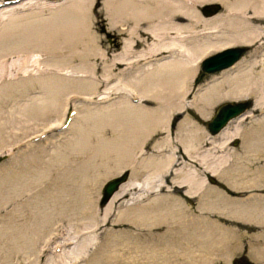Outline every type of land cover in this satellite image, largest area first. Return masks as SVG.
I'll return each instance as SVG.
<instances>
[{
  "label": "bare ground",
  "instance_id": "1",
  "mask_svg": "<svg viewBox=\"0 0 264 264\" xmlns=\"http://www.w3.org/2000/svg\"><path fill=\"white\" fill-rule=\"evenodd\" d=\"M45 1L59 2V3L63 2V3L59 5L58 4L53 5V7L51 5L48 6V7H52L49 8L50 9L49 17L38 18L34 14L35 5H29V2L27 0H0V64L2 63L6 64L5 61L7 60L5 59L10 54L14 55V53L17 52L22 53L23 51L21 50L26 51V48H28V46L29 48H32V46L36 47V45L37 47L40 45V47L42 46V48L43 45H45L44 48L48 49L49 47H51L50 46L51 44L54 45L57 44L56 48L52 45L53 51L59 48L58 46L62 48L61 51L63 52L58 56L59 58L56 59L57 63L55 64V66H57L59 69H61L60 68L61 63L74 57L77 58V60L81 59L85 61V63L90 62V60H95V59L97 60V58L102 57L105 54V51L102 50L104 48L102 49L100 48L99 43L101 42V39L98 33L93 29L92 24H94V22L93 19L91 18L92 14L89 13L93 3L96 4L100 3L104 9L105 18L108 21L109 29L112 28L114 31L115 30L117 31L116 34L120 39V43H121L118 52L115 55H113V61L114 60L116 61V67L124 64H128L131 67L129 74L125 75L126 77H123L119 74L115 76L117 82L116 85L113 86V88H115L114 90L118 94H120L119 99H116L117 100L116 102L112 101L110 104H108L109 103L108 102L107 103L108 105L96 106L95 109L86 108V111L79 113L78 124L72 125L71 127L72 129L74 128L77 130L78 132L77 135H79L78 140L84 141L85 139L89 140L87 138L88 135H90V130L87 128L88 127L92 128V126L96 124L95 125L96 128H93V130L95 131L93 133L94 137L95 134H97V137H95L97 140V144L94 145L95 147L94 150L97 151L99 150V151L96 152L98 154L93 153V155H100L99 153L101 152L103 153L104 151L105 154L108 156L113 153L117 154L119 160L118 161L115 160V165L113 166H116L117 169L116 171H118V173H120V171L123 168L125 167L127 168L126 164L125 167L122 166V164L125 162L124 156L129 155L132 157L130 158L132 159L133 164L131 163V166L129 165L130 163L128 164L131 170V177L127 182L121 184L119 190L112 196L110 202L106 205L104 215L107 216L109 212L112 214L114 202L120 199V197L123 196L128 190H133V191L135 190L136 192L137 188H140V185H142L143 181L145 183L147 182L146 189L148 190L149 188L153 187L154 189V187H156L158 188L157 190L161 191L164 190L163 189L164 187H167V180L166 178H164L165 172H168L167 170L169 166L178 162L177 160H175V158L177 159V157H175V154L177 153L176 150L178 147L176 148L170 142L171 141L170 138L172 137L173 132L172 129L170 130L168 128V126L172 116L175 113L177 114L179 112L186 111L187 117L182 121H180L176 126L175 139L179 145L180 150H182L183 155L184 156L186 155V158H188L189 161L185 162L187 164L185 166L183 165L184 167L182 166L181 169H178L175 172V176H173L172 181L170 182L175 184L176 186H182V185L185 186L186 191L184 192V194L190 197L194 196L193 194H195V192L198 193L199 190L201 189L203 193L201 192L202 194L198 205V209L200 211H212L218 213L222 217L232 218V219L237 218L238 220L241 219V220L251 221L252 223L254 222L257 224H262L264 226L263 224L264 207L262 208V206H264V201H263L264 199L263 200L262 198L259 199L258 196L256 195L254 197H252L251 195L250 198H243V197L239 198L232 196L230 197L229 190H226V189H230L231 191H234L236 189L240 191V189L243 190L242 188H249L255 186H258V189H261L259 188V186L262 185V183L264 182V181L262 182L261 180V172L263 173L264 169L263 168H256L254 170L250 169L248 167V162L250 160L249 159L250 157L246 159L247 156L245 157V153H248L250 148L253 150H259L261 152H264V115L260 118H256V120H252L251 121L252 125L249 124L251 126L248 128L247 131H244L245 129L242 128L241 125L239 124L241 120L244 119V117L248 116V112H249L248 111L242 116L231 120L228 123L227 127L224 128L219 134H217L216 136H211L209 132L205 130L203 126L200 125L201 123H199V121H196L188 113V108L189 107L193 108L194 111L197 113V116L200 118V120L207 121L208 118L210 117V113L212 109H214L217 103L225 100H231L232 102L239 101V99L242 98L246 99V97H252L253 107L256 109H261V111H263L264 110V52L261 55L262 56L261 58L255 59L253 62H251V64H248L247 66H245L246 60L241 59L230 68L221 71L220 73H222L223 76H221L218 80L214 81L213 83L203 86V88L200 89L196 95H194V98L192 96V99L190 101L188 102L186 101L193 87V81L198 73L199 64L204 57L219 50H222L224 48L234 47V46H253L255 47V52L258 51L259 49L264 51L263 43L261 45L259 44L262 38L264 37V35L262 34L263 33L262 25H264V0H100V2H95L96 0H45ZM214 2L218 3L220 6L218 11H216L211 15H206L205 13L204 15L202 11L204 10L205 4L214 3ZM9 3L10 4L14 3V5L8 7L4 6L5 4H9ZM45 43H47V45L49 43L48 47H46ZM52 54H53L52 56L54 57L55 53ZM17 56L19 55L17 54ZM94 63L95 62L91 64L90 62V65L87 63L88 66L87 65H84L83 67L81 66L79 72L81 73L85 72L84 74H86V69H88L89 67L90 72H88V74L91 73L90 75L95 76L96 66L93 65ZM5 64L4 66H7ZM258 67L260 69H258ZM5 70L3 71L5 75L0 74L1 75L0 80L7 78L6 77L7 72ZM106 70L108 71V69ZM107 71L104 72V74H106ZM107 77H111V74L109 72L106 74L105 78ZM40 81H42L43 88L46 87V89L44 90L47 91H45L44 93V99L41 100L40 104L38 103L39 106L33 104V102H31L29 106H27L26 109L28 110L27 117L30 120L33 117L36 118L37 114L35 113L36 111L34 110H37L36 108H40V106L43 107L44 109L46 108L47 110L52 109L53 112L56 111L57 105L60 104L57 101L58 97L56 98V95H54L57 89L58 91L61 90L62 93L64 90H66L69 91L68 93L76 92L79 94L82 93L93 97L96 96V94L93 93L97 92L96 85H98L96 80L88 81V82L82 81L80 83H77L75 86H71V85L68 86L65 83L64 85L61 81H57L51 78H47V79L45 78L44 80L41 79ZM6 86L7 85H5L2 88V90H5ZM54 89H56L55 93L54 92L52 93L51 90L53 91ZM109 90L106 88L104 92L106 94L99 95V98L102 99L106 97L107 94L110 92ZM68 93H66V95ZM57 96L60 95L57 94ZM105 123L108 125L110 124L111 128L114 125L112 129L114 133V138L111 140H109L106 134H104L105 131L104 132L102 131L101 124L103 126V124ZM243 126L245 127V125ZM104 128H106V126ZM243 134L251 135L250 138H252V142L251 143L248 142L250 144L247 143L248 145H246L245 142H247V139H245L244 137L243 140H245V142L243 143L245 145H243V147L245 149L244 150L245 153L242 154L243 156L241 154H238L239 152L237 150H236L237 152L236 151L231 152L229 148L222 151L218 150L219 154L216 153L217 155H214L215 154L214 152L217 151V149H221L224 146H226L227 142L231 141L235 135L236 136L242 135L243 137ZM155 135L156 136L162 135V136L161 139L159 140L157 139L153 143L152 150L155 149L160 153L163 152V154L160 156H164V157L159 156L157 158L155 156L158 155H155V156H151L155 158L146 157L144 159L142 157V159L140 158L138 159V156H136L138 154L137 152L146 150L148 140H150L151 136H155ZM90 137L92 136L90 135ZM205 137H207L210 143H212L211 146H209L208 148L203 146V145H207L208 143L204 141V139H206ZM167 145H170L169 149L167 148L168 147ZM83 148H84V144L82 145V142L81 144H76V149L82 151ZM252 154L257 156L254 151ZM184 156H182V158ZM100 157L101 156H99V158ZM234 157L236 160H234ZM231 159L233 162L228 163V160ZM192 162H197V164L199 163L200 165H202V167H204L203 170L208 171V173L211 176H217L224 183V185H222V188L224 189L221 191L220 189H218L219 187L216 188L215 186L205 185L206 182L204 178L199 183L200 180L199 178L197 179L198 176L197 173L199 170H196L197 168L196 166L193 165ZM108 165L110 166V164H107L106 169H108L109 171L110 167H108ZM184 169L185 172H187L186 175L182 174L184 172ZM143 171L147 174L144 180L142 181L141 174ZM112 175L113 174H111L110 176ZM0 177L2 178V176ZM1 180H3V178ZM3 182L4 181H2L1 184H4ZM15 183H18V181ZM17 187L18 186L14 188V186H12L13 189L18 190ZM2 188L0 187V189ZM142 189L144 190L145 187L141 186V190ZM10 190H12L11 187ZM141 190L139 193L133 192V194L141 195L143 193L141 192ZM1 192L2 191L0 190V201H2L1 196L5 195L4 192L2 193ZM3 193L4 195H2ZM165 196H163L164 198L162 196H158L156 198L151 199L152 201H150L147 197L146 200L147 204L143 205L145 200H143L142 205L133 206L130 204L129 207L123 209L121 212H119V214H116L114 216H116L117 221L127 218L128 221L131 220V223L143 225L145 227L148 226L147 228H149L150 227L149 225H151L156 220L158 219L163 220L166 218V216L168 217L169 214L167 213L174 215V211L182 210L181 204H183L185 199L184 200H182V198L178 199V197L170 199V196H166V198H168L169 200H165ZM6 197H8V195L7 196L5 195V198ZM262 197L264 198V196ZM160 200H162V203ZM4 201L5 199L3 200V202ZM156 202H160L162 205L157 206ZM153 205H156V208L153 207ZM185 205L184 207H186ZM187 207L189 209V206ZM183 210L180 213L181 215L184 213ZM78 211L81 219L84 220L82 222L85 226L88 223L85 221H88L89 214L91 213V207L88 206V202L86 200H83L81 202ZM194 216L195 214L193 215V217ZM104 219L106 220L107 218ZM180 219L182 220L184 218L182 217ZM199 220L200 217L198 218V221ZM217 222L218 223L216 222L211 223L213 229H211V226H208L205 230L206 232H203L202 230V233H210L209 235L210 237H213L214 241H215L214 236H216V234L225 235L226 233L231 231L230 229L232 228L231 227L229 229L228 227L224 226L223 223H220L219 221ZM171 223L172 222H170V225ZM190 223L192 224V226L194 225V223L188 222V224ZM207 223H205V225ZM189 226L190 225H187V227ZM18 227L19 226H17V228ZM168 227H169V223H168ZM199 227L197 225V227L195 228L199 229ZM189 228H191V226ZM77 229L79 228L77 227ZM21 230L22 229H20L19 231ZM83 230L87 231L88 229L85 228ZM183 230H185L184 227ZM191 230L193 229L191 228ZM166 232L169 231L165 230V233ZM184 232L186 233V231ZM241 232L242 231H240V233ZM202 233L200 234V236L202 235ZM16 234L15 235L13 234L15 237L14 244L16 247H19L22 250L23 249L22 245L25 246L31 243V245L29 244L31 247H29V245L28 247L29 249H32L31 250L32 252L35 251L36 243L34 242V240H30L33 239L32 237H30L29 235L27 237H23V235L21 234H19V236L17 237ZM181 237H183L184 239V235L183 236L181 235L179 239H182ZM17 238H19V243L17 242ZM254 238H256V236ZM7 239H9V237ZM187 239L189 240V238ZM223 239L224 238L222 237L221 241H223ZM211 240L209 243H212L213 240L212 241ZM10 242H11V236H10ZM113 242H118V240L113 239ZM11 245H13L12 242ZM83 245L80 243V245H78L75 249L64 251V253L61 256H59L58 261L56 262L52 261V264H62V259H63L62 256L66 254H70L72 256L77 255L75 258L79 257L80 255H78V250L83 248ZM128 246L134 248V244H128ZM149 246L138 245L139 248L145 249L143 252L141 251L142 253L141 255L143 256L141 260L144 259L146 263H148V261H152L153 258L156 257L151 255L152 251H148ZM219 248L220 247H218L216 250H219ZM206 253L208 254V252ZM215 253L217 252L215 251ZM190 254H192V252ZM193 254H196V252ZM261 254L263 255V252H261L260 255ZM115 256H117V254L114 250L110 251L107 255L101 253L97 257L92 258L90 261H86V263L84 262V264H103V263L108 264L107 262H111L112 260H114ZM197 258L200 257L197 256ZM130 259L125 258V260H123L124 261L123 264H136L135 263L136 260L139 261L138 256L135 258L136 260L134 261L133 260L129 261ZM206 260L208 261V259ZM223 260L226 261V259ZM210 261L212 262L211 258ZM2 262H3L2 259H0V264H2Z\"/></svg>",
  "mask_w": 264,
  "mask_h": 264
},
{
  "label": "rangeland",
  "instance_id": "2",
  "mask_svg": "<svg viewBox=\"0 0 264 264\" xmlns=\"http://www.w3.org/2000/svg\"><path fill=\"white\" fill-rule=\"evenodd\" d=\"M27 1L29 2V5H35L34 14L38 18L40 17L48 18L50 15L49 8H52L53 5H57V4L59 5L63 3V2H60V3L59 2H46L45 0H27ZM95 2H100V0H96ZM11 5H14V3L5 4L4 6L8 7ZM50 5L52 7H48ZM209 5H219V4L215 2L208 3V4H205L204 9L207 8V6ZM41 10H44V11H41ZM216 11H218V9ZM202 12L203 14L204 13L206 14L204 10ZM89 13L92 14V16L90 14L89 15L91 16L94 22V24H92L93 29L98 33L101 39V42L99 43L100 48L101 49L104 48L102 50L105 51L104 55L106 56V58L103 55L102 57L97 58V60L96 59L90 60L91 64L95 62L93 64L96 66L95 76L90 75L91 73L88 74V72H90L89 67L88 69H86V74H84L85 72L84 73L79 72V69L81 66L82 67L84 65L88 66V64L90 65V62H87L88 63L87 64L85 63V61L81 59L77 60V58L75 57L68 59L67 61L63 63L60 62L62 66V67L60 66L61 69L55 66V64L57 63L56 59H58L59 58L58 56L63 52L61 51L62 48H60V46H58L60 49L57 48L56 50L54 49L55 51H53L52 49L53 46L56 48L57 44L56 45L51 44L50 45L51 47H49L48 49L44 48L45 45H43V48L42 46L40 47V45L38 47L37 45L36 47L32 46V48H29L28 46V48H26V51L21 50L23 51L22 53L17 52V53H14V55L10 54L8 57H6L5 59L7 60L5 61L6 64L5 63L0 64V70H1L0 74L5 75L3 71L7 68L5 70L7 72V75H6L7 78L0 80V176H2L3 178V180H1L2 178L0 177L1 178L0 184L2 181H4L3 182L4 184L0 185L1 188L2 187L4 188L0 190L4 192L6 196L8 195V197L5 198V195L3 193L2 195L4 196H1L2 201H0L1 202L0 203V233H1L0 234V237H1L0 238V259H2L3 261L2 264H34V262L35 264L36 263L37 264H50V263L52 264V261L53 262L58 261L59 256H61L64 253V251L75 249L78 245H80V243L82 245L84 244L83 248L78 250V255H80L81 257L79 256L75 258L77 255L72 256L70 254L63 255L62 264H84V262L86 263V261H90L92 258L97 257L101 253L107 255L110 251H113V250L116 252L117 256H115V259L112 260L111 262H107L108 264H123L124 263L123 260H125V258L126 259L131 258L129 261L131 260L134 261L136 260L135 258L137 256L139 258V261L136 260L135 262L136 264H186V263L187 264L188 263L189 264H199L201 261H202L201 262L202 264L204 263L206 264H264V256H263L264 255V248H263L264 247L263 246L264 226L262 224H257L254 222L252 223L251 221H246V220H241V219L238 220L237 218L232 219V218L222 217L218 213H215L212 211H200L198 209V205L200 202L201 194L203 193L201 189L199 190L198 193L195 192V194L197 195L193 194L194 196L190 197L184 194V192L186 191L185 186L183 185H182L183 187L176 186L175 184L170 182L172 181L173 176H175V172L178 169H181L183 165L185 166L187 164L185 162L189 161V159L186 158V155L185 156L183 155L182 150H180L179 145L175 139L176 138L175 136L176 126L180 121H182L183 119L187 117L186 111L179 112L177 114L175 113L169 122L168 128L170 130L172 129V132H173L172 137L170 138L171 140L170 142L176 148L178 147L176 150L177 153L175 154V157H177V159L175 158V160H177L178 162L169 166L167 170L168 172H165L164 178H166L167 180V187H164L163 188L164 190H161V191L157 190L158 188L156 187H154V189L153 187L149 188V190L146 189L147 182L145 183L143 180L146 177L147 173L143 171L141 174L142 178L140 177L143 183L142 185H140V188H137L136 192L135 190L134 191L128 190L123 196L120 197V199L114 202L112 214L109 212L107 216L104 215L106 205L110 202L112 197L105 204H103L102 203V198H103L102 188L107 181H109L112 178L118 177L123 172H128V178L126 182L129 180V178L131 177L130 166H131V163L133 164V161L131 159L132 157L129 155L124 156L125 162L122 164V166L125 167V164H126L127 168L126 167L123 168L122 169L123 171L121 170L120 173H118V171H116L117 170L116 166H113L115 165V160L117 161L119 160V157H117V154L113 153V154H110L111 156L110 155L108 156L105 154V151H104L103 152L104 154L101 152L99 153L100 155H93V153H96L99 151V150L98 151L94 150L95 148L94 145L97 144V140L95 138L97 137V134H95V137H94L93 133L95 131L93 130V128H96L95 126L96 124L93 125L92 128H89V127L87 128L90 130V135L92 137L88 135V138L87 137L86 138L89 140L85 139L86 141L78 140L79 135H77L78 133L77 130L74 128L73 130L71 127L72 125L78 124L79 113L86 111V108L95 109L96 106L108 105L112 101L116 102L117 101L116 99H119L120 94H118L114 90L115 88H113V86L116 85V82H117L115 76L119 74L123 77H126L125 75L129 74L131 67L128 64H124L120 66L117 65L118 67H116V61L115 60L113 61V55H115L118 52L121 46V43H120V39L118 38L116 34L117 31L116 30L114 31L112 28L109 29L108 21L105 18V13H104V9L102 5L100 3H97V4L93 3ZM262 26H263L262 34L264 35V25ZM262 43H263V50H264V37L262 38L259 44L261 45ZM45 44H46V47H48L49 43L48 45L47 43ZM258 51L255 52V47L253 46H247V50L241 58V59L246 60L245 66H247L248 64H251V62H253L255 59H259L262 57L261 55L263 54L264 51L260 49ZM51 52L55 53L54 57L52 56L53 54ZM17 54L19 56H17ZM4 64L7 66H4ZM106 69H108V71ZM258 69L260 68L258 67ZM106 71L107 73L109 72L111 74V77L105 78L107 73L104 74V72ZM219 73L220 72L213 73V74H204L200 71V68L198 67V73L193 81V87L186 101L187 102L190 101L192 99V96L194 98V95H196L198 91L203 88V86L213 83L214 81L218 80L221 76H223L222 73L220 74ZM45 78L46 79L51 78L57 81H61L63 84L65 83L68 86L70 85L75 86L77 83H80L82 81L88 82V81L96 80L98 84L96 85L97 92L93 93V94H96V96L92 97L86 94H82V93L79 94L76 92H75L76 94L73 92L68 93L69 91H66V90H64L63 93L61 90L58 91V89L57 90L54 89L53 91L51 90L52 93L53 92L55 93V90H56V93L54 95H56V98L58 97L57 101L58 103H60L59 105H57L56 111L53 112L52 109L47 110L46 108L44 109L43 107L40 106V108H36L37 110L33 109L34 111H36L35 113L37 114V116L35 114L36 118L33 117L30 120L27 117L28 115V110H26L27 106H29L31 102L39 106L38 103L40 104L41 100L44 99V93L47 90H44L46 89V87L43 88L42 81L40 80L41 79L44 80ZM5 85H7L6 86L7 89L5 88L6 91L2 90V88ZM106 88L108 90L110 89L109 90L110 92L109 93L107 92L108 94L106 97L100 99L99 95L106 94L104 93ZM18 89H20L21 91ZM66 93L68 94L66 95ZM57 94H59L60 96H57ZM86 96L87 97L89 96V97L87 98ZM246 98H249L250 100L253 101L252 97H246ZM241 100H245V98L239 99V101ZM223 102H232V101L225 100V101H221L217 103L214 109H212L208 120L211 118V115H213L216 107ZM247 112H248V116L244 117V119H242L239 124L241 125L242 128L245 129L244 131H247L248 128L252 125L251 124L252 120H256V118H260L264 115V110L261 111V109H256L253 107V105H251V107L247 110ZM188 113L196 121H199V123H201L200 125L203 126L205 130H207L206 125H205L206 121L200 120V118L197 116V113L194 111L193 108L189 107ZM107 125L108 124L106 123L103 124V126L101 124V128L103 132L105 131L104 134H106L108 139L111 140L114 138V133L112 130L114 125L113 126L111 125L112 128L110 127V124L108 126ZM243 125H245V127ZM105 126L106 128H104ZM161 136L160 135L151 136L150 140H148L147 142L146 150L137 152L138 154L136 156H138V159L139 158L142 159V157L145 159L146 157H151L155 155H158V156H155L158 158L160 155H162L163 152L160 153L159 151L155 149L152 150L153 143L157 139L158 140L161 139ZM250 136L251 135H248V134H243V137L242 135L241 136L235 135L231 141L227 142L226 146H224L221 149H217V151L214 152L215 153L214 155L219 154L218 150L222 151L228 148L231 152L237 150L239 152L238 154H241V155L244 154L245 149L243 145L245 144L248 145L252 142V138H250ZM244 137L245 139H247V142L243 140ZM205 138L206 139L203 138L204 141L208 143L207 145H203V146L208 148L209 146H211L212 143H210L207 137ZM241 141L242 143L245 142V144L244 143L242 144ZM81 142H82V145L84 144V148L82 149V151L76 149V144H81ZM167 146H168L167 148L169 149L170 145H167ZM251 150L253 149L250 148L248 153H245V157L247 156L246 159L250 157L249 159L251 160V162L250 160L248 162V167L253 170L256 168L264 169L263 167L264 166V157H263L264 152H261L259 150H253L257 155L255 156L252 154L253 151ZM181 155L184 157L182 158ZM99 156L101 157L99 158ZM155 157H151V158H155ZM160 157H164V156H160ZM253 159H256L258 161L253 160ZM234 160H236L235 157H234ZM229 162H233L232 159L228 160V163ZM106 163L110 164V166L108 165V167H110V170H109L110 173L108 169H106V165H107ZM192 163L194 166H196L197 168L196 170H199L198 171L199 174L197 173L198 175L197 179L199 178L200 180L199 183L204 178L205 182L207 183L206 184L204 182L205 185L215 186L216 188L219 187L218 189H220L221 191L224 189L222 188V185H224V183L217 176H211L208 173V171L203 170L204 167H202V165H200L199 163L198 164L197 162H192ZM185 169H184V172L182 173L183 175L187 174V172H185ZM263 173L261 172L262 182L264 181ZM109 174L110 175L113 174V175L110 176ZM17 181L18 183H15ZM11 185L14 186V188L18 186L17 187L18 190L13 189ZM141 186H144L145 189L141 190ZM261 186L262 187L264 186V182L262 183V185L259 186V188L261 189H258V186H255V187H249V188H242L244 191L241 189L240 191L236 189L234 191H231L230 189H226V190H229L230 197L232 196V197H239V198L241 197L250 198L251 195L252 197L256 195L258 196L259 199L262 198L263 200L264 198L262 196H264V187L262 188ZM10 187L12 190H10ZM140 190L141 192H143L141 195L133 194V192L139 193ZM165 195L170 196V199L175 198V197L176 198L178 197V199L182 198V200L185 199L184 202L181 200L183 202V204H181V209L182 210L185 209L183 210L184 213L182 215L180 214L182 210L174 211V215L167 213L169 214L168 217L167 216L166 218L164 217L165 219L163 220H160V219L156 220L151 225H149L150 226L149 228H147L148 226L145 227L143 225L131 223V220L128 221L127 218H125L126 220L123 219V220L117 221L116 216H114L116 214H119V212H121L123 209L129 207L130 204L133 206L142 205L143 200H145V202L143 203L144 205V204H147V201H146L147 197L150 201H152L151 199L153 198H156L158 196L163 197ZM166 196H165V200H169L168 198H166ZM4 199L5 201L3 202ZM83 200H86L88 202V206L91 207V213L89 214V219L88 221H85L88 223L85 226L82 222L84 220L81 219L78 213L79 212L78 208L80 207L81 202ZM160 201L162 203V200ZM161 203L156 202V205L157 206L162 205ZM156 205H153V207L156 208ZM184 205L186 207L189 206V209L188 207L187 208L184 207ZM263 207L264 206H262V208ZM194 214L195 216L193 217ZM182 217L184 218L182 219L184 222L180 219ZM199 217H200V220L198 221ZM104 218H107V219L105 220ZM165 220L167 223L165 222ZM176 221H179V222H176ZM217 221H219L220 223H223L224 226L228 227L229 229L231 227L232 228L230 229L231 231H229L225 235L219 234L220 235L219 236L218 234L215 233L216 236H214L215 237V241H214L213 237H210L209 235L210 233H202V230L203 232H206L205 231L206 228L208 226H211V223H215V222L218 223ZM170 222H172L171 225H170ZM188 222H192L194 223V225L192 226V224L191 223L188 224ZM196 222L200 224H197ZM204 222L205 223L209 222V223H207L206 224L207 226H206ZM168 223H169V227H168ZM187 225H190L193 230L189 228L190 226L187 227ZM197 225L198 227L201 225L199 229L195 228L197 227ZM17 226L21 228L19 227L17 228ZM77 227L79 229H77ZM183 227L185 230H183ZM85 228H87L88 230L87 231L83 230ZM18 229L19 230L22 229L21 230L22 232L19 231ZM211 229H213L212 226H211ZM165 230L166 231L168 230L169 232L165 233ZM184 231H186V233L188 232L187 234L189 235V237ZM240 231L242 232L240 233ZM150 233L152 234L153 237L151 236ZM163 233L165 236L163 235ZM201 233L202 235L200 236ZM6 234L11 236V242L13 245H11L10 236ZM13 234L14 235L16 234L17 237L19 236V234L23 235V237H27L28 235L32 237L33 239H30V240H34V242L36 243L35 251L32 252L31 251L32 249H29V247H31L30 246L31 243L29 242L28 243L30 245L29 244L25 245L27 248L24 245H22L23 246L22 250L21 248L16 247L14 244L15 237ZM258 234H259V237H258ZM179 235L180 236L184 235V239L183 237H181L183 240L179 239L180 238ZM253 235H255L256 238H254L255 236ZM8 237L9 239H7ZM186 237L189 238V240ZM197 237L198 238L200 237V238L198 239ZM207 237L208 238L210 237V238L208 239ZM218 237H220L221 239ZM222 237L224 238L223 241H221ZM113 239L114 240L117 239L118 242H113ZM210 240L212 241L213 244L209 243ZM203 241L205 244L203 243ZM236 241H239V242H236ZM17 242L19 243V238H17ZM178 243H181V244H178ZM128 244H134V248L129 247ZM207 244L208 245L210 244V245L208 246ZM138 245H142V246L150 245L148 251H152L151 255L156 256V257H154L152 261H148V263H146L144 259L141 260L143 258V256L141 255L142 254L141 251L143 252L145 249L139 248ZM195 246L196 247L199 246V247L196 248ZM171 247H173L174 249ZM218 247H220L221 249L219 248V250H216ZM204 250H205V253H204ZM215 251L217 253H215ZM37 252H38V255H37ZM191 252L192 254H190ZM195 252L196 254H193ZM206 252H208V254ZM261 252H263V255L262 254L260 255ZM36 255H37V258H36ZM196 255L200 258H197ZM204 255H205V258H204ZM209 257L211 258L212 262L210 261ZM206 259H208V261ZM223 259H226V261H224Z\"/></svg>",
  "mask_w": 264,
  "mask_h": 264
},
{
  "label": "water",
  "instance_id": "3",
  "mask_svg": "<svg viewBox=\"0 0 264 264\" xmlns=\"http://www.w3.org/2000/svg\"><path fill=\"white\" fill-rule=\"evenodd\" d=\"M219 5H209L204 9L207 15L213 14ZM247 46H234L224 48L204 57L200 64V71L204 74H213L224 71L236 64L245 54ZM253 101L246 98L241 101L223 102L216 107L213 115L205 122L206 129L211 136L219 134L228 123L247 112ZM128 178V172L121 173L118 177L107 181L102 188V203L105 204L119 190L121 184Z\"/></svg>",
  "mask_w": 264,
  "mask_h": 264
}]
</instances>
